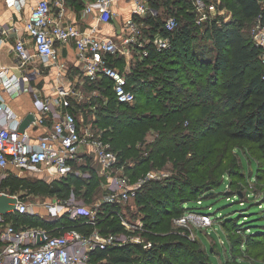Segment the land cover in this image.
Masks as SVG:
<instances>
[{
    "label": "trees",
    "instance_id": "16d2710c",
    "mask_svg": "<svg viewBox=\"0 0 264 264\" xmlns=\"http://www.w3.org/2000/svg\"><path fill=\"white\" fill-rule=\"evenodd\" d=\"M220 2L218 7L231 11L233 18L228 22L217 18L198 25L194 22L191 0H150V7L159 14H147L141 20L145 26L143 35L151 36L158 31L163 36L168 35L160 30L163 17L167 15L176 17L179 30L171 34L169 49L156 52L149 47L148 54L138 58L126 75L127 89L134 94L133 104L117 103L111 82L106 77L85 84L86 91L96 90L107 101L92 98L90 104L79 107L85 111V108L96 106L93 127L101 139L110 144L129 178L135 180L148 171L164 167L168 161L173 162L177 169L171 179L144 183L132 199L145 212V223L152 226H158L161 218L178 214L173 206L177 195H184L189 189L195 194H202V197L207 195L201 193L207 186L197 178L200 168L213 158L214 153L216 157L218 153L221 155V151L229 150L232 163L237 165L239 161L243 168L240 154L249 158L247 150L237 148L234 153L232 150L235 143H246L253 146L260 159L264 160V63L260 58L262 52L254 45L249 33L244 31V25L259 16L260 5L256 0ZM107 60L110 66L120 71L124 68L122 58L108 56ZM222 146H226L225 149L221 150ZM249 162L252 163L250 158ZM78 169L88 173V178L76 174L64 179L40 176L33 182L11 173L0 181V191L18 194L17 190L29 188L31 193L36 191L46 199L73 195L78 201L90 204L96 199L102 181L96 175L94 157L87 156ZM242 176L245 178L247 173L243 172ZM215 183L218 186L211 191L212 195L222 192L225 185H231L224 179ZM184 198L186 208L192 210L201 208L191 206L194 204L211 205L224 200V197H219L207 199L209 201L205 203L201 197L192 200L185 195ZM224 202L226 205L232 199ZM244 204L250 207L247 213L256 210L249 202ZM102 209L104 213L112 209L120 210L118 205L108 203H103ZM231 209L240 210L238 207ZM179 210H183L182 205ZM228 211L229 208H226L220 214ZM250 216L240 220V223L246 221L249 224L251 221L249 232L264 235L261 228L264 220H258L260 216L257 214ZM4 219L15 230L22 226L57 229L53 235H60L68 228L85 235H90L94 229L101 235L120 234L125 230L119 216L114 213L98 215L96 225L81 224L86 219L84 216L73 221L66 212L56 221L20 214L5 215ZM188 245L151 244L148 249L140 243L113 245L91 252L89 263H217L216 259H211L213 255L208 249L206 251V247L202 250L199 245ZM218 258L221 260V255Z\"/></svg>",
    "mask_w": 264,
    "mask_h": 264
},
{
    "label": "built area",
    "instance_id": "2783aa9c",
    "mask_svg": "<svg viewBox=\"0 0 264 264\" xmlns=\"http://www.w3.org/2000/svg\"><path fill=\"white\" fill-rule=\"evenodd\" d=\"M28 0H5L7 7L16 10L22 9ZM30 14L23 28L26 39L15 41L13 54L15 67L19 73H8L0 67V86L9 97L15 98L28 85L31 78L38 76V70L24 74L21 70L32 59V54L26 47L31 43L35 55L46 65H56L57 77H68L65 66L59 63V54L56 43L72 42L76 49L77 60L81 64L82 78L95 81L97 78L106 77L111 82V90L119 104H133L134 94L127 89L126 75L136 60L148 54L152 47L156 52L171 47V34L179 30L175 16L167 15L160 26L168 35L156 32L151 36H144L145 28L143 19L147 14L155 16L152 9L144 0H129L132 4L131 16L124 23V34L120 41L111 38H101L91 33L80 30L72 23L63 21L64 0H29ZM120 0H93L84 5V12L98 13V20L107 23L115 14L113 7ZM260 5V14L255 19L257 28L252 35L254 45L262 51L261 60L264 63V0H256ZM220 0H191V11L194 22L198 25L212 22L222 18L228 22L230 12L218 9ZM56 8V11H54ZM227 15V17H225ZM142 20V21H141ZM220 22V21H218ZM116 56L123 58L125 68L120 71L108 64L107 57ZM59 79V78H58ZM53 91L56 96L52 99H41L34 95L33 113L34 121L28 126H46L47 119H52V124L45 135L31 139L27 128L18 131L23 118L19 117L0 98V181L14 173L20 179L33 177L67 178L70 174L85 176L89 174L78 169L86 161L87 156L94 157L97 170L96 175L102 178L100 188L103 190V201L88 208L78 203L73 195L69 198L54 197L44 200L43 203H28L25 193L9 194L16 198L14 209L6 215H29L39 217V209L44 210L47 221H56L63 213H68L69 218L76 221L84 216L86 219L81 224L96 225L98 215L114 213L119 216L124 232L120 234L101 235L94 229L90 235H85L74 228L64 230L60 235H53L57 229H44L41 227H21L18 230L11 223L5 222V215L0 214V264H89L90 253L96 249L104 250L113 245L139 243L133 230L121 220L120 210L103 212L102 204H125L132 200L139 185L132 184L129 176L124 173V165H119L117 155L111 150L110 144L101 139L93 127L94 117L90 121H79L75 114L64 110L70 106L68 98L82 99L74 85L58 80ZM62 108L63 112L55 109ZM163 175L156 172H147L140 178V184L148 181H160ZM139 187V188H138ZM138 188V189H137ZM38 209V210H36ZM40 219H43L40 217Z\"/></svg>",
    "mask_w": 264,
    "mask_h": 264
},
{
    "label": "rangeland",
    "instance_id": "374dc122",
    "mask_svg": "<svg viewBox=\"0 0 264 264\" xmlns=\"http://www.w3.org/2000/svg\"><path fill=\"white\" fill-rule=\"evenodd\" d=\"M205 2L209 3L210 0H205ZM218 9L223 11L225 8H220L219 6ZM226 11L230 12L229 18L227 19L230 21L233 18V14L227 9ZM256 28L257 21L254 19L244 25V31L249 33L251 37L256 31ZM225 147L222 146L221 150L225 149ZM237 148L239 150L245 148L247 150L246 155L252 160V163L249 162L247 156L240 154L243 166L241 168L239 161L237 165L232 163L233 160L230 159L231 152L229 150L227 151L225 149V152L220 150L221 155L218 153L217 158L214 156V153L213 158L204 167H201L198 172L197 179L201 180L207 186L201 190V193L205 192L207 195L202 197V194H195L192 189H189L184 195H177L176 201L173 203L174 210L176 209L178 212L177 215L169 218H161V223L158 226H152L151 224L145 223V212L143 213L141 211L139 205L133 200H129L125 204L119 205L121 220L129 226V229L134 231L139 243L147 249L151 244H193L195 246L199 245L202 250L206 247V251L208 249L213 255L211 259L217 260L216 264H264V235L257 232H249V225L250 223L252 224L251 221L249 224H246V221L240 223V220H246L252 214L260 216L258 220H264V208H262L264 206V160L260 159L258 152L250 144L243 143L242 145L235 143L232 152L234 153L236 151L234 149ZM216 151L219 150L217 149ZM255 163L257 164V170H255ZM173 165V162L168 161L164 167L148 172H156L160 177L163 175L160 179V182H163L176 175L177 169ZM243 172L247 173L245 178L242 176ZM124 173L126 172L124 171ZM145 175L146 173L136 177L135 180L131 178L129 180L132 184L141 187L144 182L140 184L139 181ZM28 179L33 182L37 181L36 177L31 175H29ZM223 179L225 183L230 182L231 185H225L222 192L212 195L213 192L211 191L218 186L215 182ZM17 192H24L25 200L28 203L40 204L46 199L44 195H40L36 191L31 193L29 188L20 189ZM103 193L102 188L99 186L97 197L92 203L84 204L81 201H76L91 208L99 201H103ZM185 195L192 200H198V197H201L200 199L205 203L209 201L207 199H217L219 197H224L225 201L232 199V202H228L226 205L223 204L225 203L224 200L218 201L222 204L218 202V204L211 205L194 204L191 206H199L201 208L192 210L186 208ZM246 202H249L250 206L256 208V210L247 213L250 207H245L244 203ZM181 205L183 210L180 211L179 207ZM235 207L240 208V210L231 209ZM226 208H229V211L221 215L220 213L222 211L224 212ZM230 217H233V219L231 220ZM236 223L237 226H234ZM261 228L264 230V226ZM219 255H221V260L218 258ZM91 264L95 263L91 262Z\"/></svg>",
    "mask_w": 264,
    "mask_h": 264
},
{
    "label": "crops",
    "instance_id": "0c3cea01",
    "mask_svg": "<svg viewBox=\"0 0 264 264\" xmlns=\"http://www.w3.org/2000/svg\"><path fill=\"white\" fill-rule=\"evenodd\" d=\"M91 1L93 0H64L62 9L63 21L72 23L80 30L88 33H91L90 31L93 28V35L95 36L120 41V38L124 34V23L126 19L131 16V2L129 0H120L117 2L113 7L115 15L107 23H102L98 20V13L96 11L91 13L84 12V5ZM144 1L148 4L149 8H151L150 0ZM30 5H32V3L28 0L22 9L16 10L7 7L5 0H0V67L6 69L8 73H19V70L15 67V58L12 51L15 41L21 38L26 39L23 25L30 14ZM54 11H56V8H54ZM152 12H154L155 16L159 14L156 9H152ZM26 47L33 57L21 71L26 75L31 74L30 72L34 70H38V76L35 79L34 77L31 78L28 85L24 84L23 92L13 99L9 98L4 93L0 86V98H2L19 117L23 118L25 115L35 112L33 107L35 92L41 99H52L56 96V93L53 91L54 85L58 80H61L63 83L67 84L68 87L69 85H74L76 91L80 93L82 97L80 100L69 97L68 101L70 106L64 110L74 113L76 118L82 122L90 121L93 117L95 118L96 106L85 108V111L79 106L90 104L92 98H102L104 102L107 101V98L96 90L86 91L85 84L88 80L82 78L81 64L77 60L74 44L72 42L55 44L59 54V63L65 66L68 77L64 75L57 77L58 68L56 65H46L47 63L37 58L30 42L26 44ZM89 109L90 112L88 111ZM55 110L60 113L64 111L62 108H57ZM84 114L85 116L87 115L86 118ZM47 120L46 126L31 125L27 128V133L31 139L34 140L45 135L46 130L49 129L52 124V119L50 117ZM39 213V218L46 219V217H48V214L42 209H39Z\"/></svg>",
    "mask_w": 264,
    "mask_h": 264
},
{
    "label": "water",
    "instance_id": "95a60500",
    "mask_svg": "<svg viewBox=\"0 0 264 264\" xmlns=\"http://www.w3.org/2000/svg\"><path fill=\"white\" fill-rule=\"evenodd\" d=\"M34 121V116L32 113L25 115L20 123L18 131L23 133V131ZM16 203V198L7 196L5 194H0V214L6 215L7 212L14 209V204Z\"/></svg>",
    "mask_w": 264,
    "mask_h": 264
}]
</instances>
